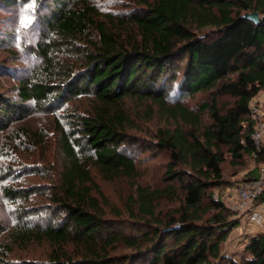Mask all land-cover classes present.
<instances>
[{"label": "trees", "instance_id": "16d2710c", "mask_svg": "<svg viewBox=\"0 0 264 264\" xmlns=\"http://www.w3.org/2000/svg\"><path fill=\"white\" fill-rule=\"evenodd\" d=\"M55 5L43 17L53 37L42 36L34 50L42 67L19 81L16 102L0 93V127L24 119L29 101L41 109L64 96L92 94L96 107L73 125L80 139L72 141L71 133L59 128L66 165L51 200L65 211V221L45 228L19 221L10 241L0 246V264H40L10 263L5 256L13 245L41 241L82 250L78 261L65 250L53 252L47 264H114L111 251L119 243L135 256H150L149 264H240L222 253L238 223L213 190L230 184L226 161L237 166L252 159L257 167L245 180L257 178L264 164V145L255 149V123L249 117L251 101L264 91V0H142L126 17L103 13L87 0H56ZM251 12L259 14L258 24L244 18ZM208 28L214 31L199 34ZM64 46L81 48L79 69L57 55ZM175 81L179 99L170 103ZM201 92L210 100L197 111L182 102ZM220 96L232 97L233 106L219 107ZM127 99L149 104L145 121L154 106L171 124L155 135L157 146L170 152L167 185L137 184L129 197L133 212L136 207L132 215L148 228L137 237L112 233L114 225L91 194L96 187L91 167L109 181L139 177L135 160L122 149L140 119L126 107ZM163 201L178 206L162 216ZM105 228L112 230L107 236ZM246 251L245 264H264V233L251 237Z\"/></svg>", "mask_w": 264, "mask_h": 264}, {"label": "rangeland", "instance_id": "374dc122", "mask_svg": "<svg viewBox=\"0 0 264 264\" xmlns=\"http://www.w3.org/2000/svg\"><path fill=\"white\" fill-rule=\"evenodd\" d=\"M55 1L0 0V93L14 102L19 100V81L34 76L42 67V59L34 50L42 36L53 37L44 24L43 17L56 6ZM87 1L103 13L126 17L142 0ZM213 31L208 28L199 34L204 36ZM57 53L63 61L73 63L76 69L81 67V48L64 46L63 49L59 48ZM178 88V81L171 83L170 103L179 99ZM258 98L264 114V91L260 92ZM209 100L210 95L201 92L183 99L182 102L197 111L202 102ZM218 102L219 107L229 108L233 106L234 99L220 96ZM24 105L28 114L24 119L13 121L7 129L0 127V246L10 241V233L19 221H24L32 227L39 225L43 228L49 225L59 227L65 221V211L51 200V193L59 186L66 165L59 128L63 126L69 131L72 141L80 139L79 133L74 134L73 125L81 116L93 112L96 99L92 94H85L78 97L64 96L41 109L30 101ZM147 106L149 104L135 99L126 100V107L133 116L136 115L140 119H137L135 126L128 131V138L122 149L128 150L130 153H127L135 160L139 177L136 180L120 178L109 181L104 179L95 167H91L96 183L91 194L103 207L105 219L114 225V232L106 228L103 230L104 236L112 231L137 237L140 236L137 235L140 231H147L148 228H143L142 221L132 215L136 207H133V212L129 197L134 195L137 184L151 188L167 185L164 175L170 152L157 146L155 135L159 128H167L171 124L164 121L158 108L154 106L153 116L149 121H145ZM205 120L210 122L207 115ZM223 167L230 184L213 190V195L221 196L222 199L227 194L232 195L237 183L248 178L257 165L252 159L246 158L237 166L230 164L228 160ZM6 190L11 191V194ZM177 206L178 204L163 201L158 206V211L162 216H167ZM231 218L236 220L238 225L222 244V253L240 264H245L250 258L246 246L251 237L264 233V222L261 226L254 224L250 220V213L247 212L232 214ZM115 247L114 252L111 251L114 264H149L150 256H135L134 251L123 243ZM61 250H65L74 261L80 260L82 256V250L73 244L61 248L48 241H41L24 246L13 245L11 252H6L5 261L18 263L27 260L47 264L50 255Z\"/></svg>", "mask_w": 264, "mask_h": 264}, {"label": "built area", "instance_id": "2783aa9c", "mask_svg": "<svg viewBox=\"0 0 264 264\" xmlns=\"http://www.w3.org/2000/svg\"><path fill=\"white\" fill-rule=\"evenodd\" d=\"M249 117L255 123L251 139L255 149L260 151L264 145V114L261 111V103L258 96L253 98L249 105ZM263 194L264 164L260 167L257 178L244 180L239 183L234 188L232 195L227 194L223 201L232 213H250L251 222L261 226L264 222V202L257 203V201Z\"/></svg>", "mask_w": 264, "mask_h": 264}, {"label": "water", "instance_id": "95a60500", "mask_svg": "<svg viewBox=\"0 0 264 264\" xmlns=\"http://www.w3.org/2000/svg\"><path fill=\"white\" fill-rule=\"evenodd\" d=\"M244 18L252 21L255 24H258L260 21V16L257 12L246 13L244 14Z\"/></svg>", "mask_w": 264, "mask_h": 264}]
</instances>
